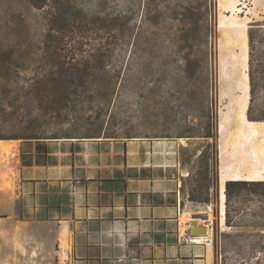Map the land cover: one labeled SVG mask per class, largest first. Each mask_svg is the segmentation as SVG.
<instances>
[{
  "label": "rangeland",
  "instance_id": "rangeland-1",
  "mask_svg": "<svg viewBox=\"0 0 264 264\" xmlns=\"http://www.w3.org/2000/svg\"><path fill=\"white\" fill-rule=\"evenodd\" d=\"M247 66L239 167L264 181V0H0V134L174 137L184 191L213 209L216 263L264 264V188L233 189L221 215L219 128L232 131ZM4 226L0 264H64L53 231Z\"/></svg>",
  "mask_w": 264,
  "mask_h": 264
},
{
  "label": "crops",
  "instance_id": "crops-1",
  "mask_svg": "<svg viewBox=\"0 0 264 264\" xmlns=\"http://www.w3.org/2000/svg\"><path fill=\"white\" fill-rule=\"evenodd\" d=\"M180 150L174 137L0 139V225L53 231L64 264H217L212 232H192L205 206L184 191Z\"/></svg>",
  "mask_w": 264,
  "mask_h": 264
},
{
  "label": "bare ground",
  "instance_id": "bare-ground-1",
  "mask_svg": "<svg viewBox=\"0 0 264 264\" xmlns=\"http://www.w3.org/2000/svg\"><path fill=\"white\" fill-rule=\"evenodd\" d=\"M238 9L239 8H237V10ZM233 22H237V21H233ZM230 24L232 25V23H230ZM235 24H236L235 26H231V29L235 33H239L241 30L246 29V26L244 24H237V23H235ZM221 25H224V24L221 23ZM241 53H242V50H241ZM238 54H240V53H238ZM242 57H243V60H241L242 59L241 57L236 55V56H234L233 60H235V59L238 60L239 64H240V60H241L243 63L242 66L244 68L245 59H244L243 55H242ZM234 63H232V65H231V75L234 74V71L237 72L238 67H239V66L235 65ZM248 70H249V67L247 66V72H248ZM247 72H246V70H243V72H241V73H243L242 74L243 75L242 76V82H240V83L238 82V84L243 86V89H244L243 92L244 93L241 92V94L239 95L238 98H235L233 101H231L232 102L231 105H233L232 107H233V110L235 111V119L232 123V131L229 134V136L226 137L223 124H221V127L219 128V134L221 136V139H224V141H226L228 138V140L231 142L230 144H224V141H223V145L221 144V149H220V158L222 161V165L220 167V172H219L220 176L219 177H220V184H221V201H222L221 202L222 203L221 204L222 205L221 215H222V217L225 214V209H224V207H225L224 202L226 199L225 182L229 179H236V180L237 179H246L243 176V174L241 173L240 167H239V164L245 162L246 159L244 157H242V154L241 155H239V154H240L242 147L247 145L246 144L247 141L245 140V137L250 136L249 132H250V128H252L251 124H253V122L249 121L245 116V110H246V105H247L246 100L249 97V89H248V86H249L248 77L249 76H248ZM240 88L242 90V87H240ZM237 100L239 101V104H237V102H238ZM239 105H240V107H238ZM244 107H245V109H244ZM229 150L231 151L232 154L229 152ZM228 155L234 156L232 161L228 158Z\"/></svg>",
  "mask_w": 264,
  "mask_h": 264
},
{
  "label": "trees",
  "instance_id": "trees-1",
  "mask_svg": "<svg viewBox=\"0 0 264 264\" xmlns=\"http://www.w3.org/2000/svg\"><path fill=\"white\" fill-rule=\"evenodd\" d=\"M251 35V32H250ZM10 60H14L15 57L10 54V56L8 57ZM249 75H250V95L253 96L254 95V91H255V85H254V78H253V73L252 71L249 69ZM66 89V87L64 88V90ZM54 90V89H52ZM62 92H66L61 90ZM53 92V91H52ZM214 118V117H212ZM249 118V117H248ZM250 119V118H249ZM252 120V119H250ZM252 121H261V120H252ZM207 137H211L212 139H215V135L212 133V131H209V133H207V135H205ZM94 137V136H93ZM18 138H40V137H20L18 135H10V136H5V135H1L0 134V139H18ZM213 145H216L215 143H213ZM213 165H216L217 160L216 158L213 157ZM207 165L209 166V163H207ZM216 184V177H213L212 180V186H215ZM250 188H264V181H247V179H229L226 181V185H225V194L228 198H230L231 196V192L233 191V189H250ZM190 197L192 198V200H197L195 199V197L193 195H190ZM205 202H210V198L206 197V199H204Z\"/></svg>",
  "mask_w": 264,
  "mask_h": 264
},
{
  "label": "built area",
  "instance_id": "built-area-1",
  "mask_svg": "<svg viewBox=\"0 0 264 264\" xmlns=\"http://www.w3.org/2000/svg\"><path fill=\"white\" fill-rule=\"evenodd\" d=\"M212 214H213V209L211 208V206L208 205L206 209H204L203 211H201L200 214L194 217V220L200 222L202 221L209 229H212L213 227V220L211 219Z\"/></svg>",
  "mask_w": 264,
  "mask_h": 264
},
{
  "label": "water",
  "instance_id": "water-1",
  "mask_svg": "<svg viewBox=\"0 0 264 264\" xmlns=\"http://www.w3.org/2000/svg\"><path fill=\"white\" fill-rule=\"evenodd\" d=\"M241 50L242 49H238V53H241ZM242 59L241 60H243V57H241ZM248 76H249V71H248ZM239 87H242V90H241V92H243V86H241V85H238ZM249 86H250V84H249ZM249 90H250V87H249ZM244 93V92H243ZM249 96H250V92H249ZM238 101V100H237ZM237 104H239V101L237 102ZM238 107H240V105L238 106ZM226 185V184H225ZM191 225H192V232L194 233V234H197V235H208V227L205 225V226H200V225H198V221L197 220H193L192 222H191Z\"/></svg>",
  "mask_w": 264,
  "mask_h": 264
}]
</instances>
